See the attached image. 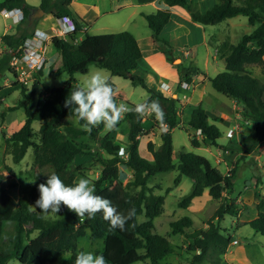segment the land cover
I'll return each mask as SVG.
<instances>
[{
	"label": "trees",
	"instance_id": "1",
	"mask_svg": "<svg viewBox=\"0 0 264 264\" xmlns=\"http://www.w3.org/2000/svg\"><path fill=\"white\" fill-rule=\"evenodd\" d=\"M165 1L168 7L147 14L146 19L153 39L161 44L169 59H172V45L162 34V30L172 18V6L186 8L194 21L205 25L245 15L248 23L254 26L239 42L233 43L225 39L216 45L219 55L225 60V69L209 77L214 89L237 100L241 116L251 121L240 156L246 158L264 142V76L254 75L247 68L249 64L264 66V0H219V3L205 12L193 10L187 0ZM71 2L72 0H41L39 6H34L26 0L0 1V11L4 8H22L24 18L21 22L28 25L36 22V19L31 21V15L37 9L50 12L56 18L71 16L76 23V28L66 35L51 37V44L61 55L55 71H68L69 78L61 86L49 87L42 84L41 92L37 93L43 67L33 73L31 87L22 83L21 96L7 110L23 108L25 121L19 129L5 137V150L18 163L25 157L28 149L33 148L36 173L30 195L34 201L40 196L38 185L46 182L47 175L55 172L66 185L72 186L79 173L95 169L100 171L92 183L96 194L111 200L119 212L127 214L134 207L136 214L127 222L124 231L118 228L109 230V223L99 212L94 218L85 216L81 221L63 204L58 217L48 219L38 208H32L28 197H14L2 185L5 176L0 173V264H6L12 258H17L22 264H50L65 252H71L69 264H74L79 252V238L86 234L87 228L90 229L91 238L103 240V248L99 254L105 256L108 264H136L145 260H149L151 264H165L164 258L174 252V247L167 235L156 230L154 218L164 212L166 195L154 193L149 181L159 172L175 169L178 171L175 178L177 182L183 175L193 180L191 190L180 196L178 207H188L193 198L201 196L207 188L213 198L223 200L206 227L188 232L187 228L193 225V219L186 215L170 221V235L184 234L192 238L189 246L193 251H198L194 253L192 264L206 259L211 252L218 255L225 253L234 236L223 227L222 220L226 215H238L239 210L236 199L231 197L236 167L225 173L207 157L184 148L179 151L176 163L172 139V129L186 123L193 146H219L218 141L222 136L219 126L210 120L208 112L200 104L193 108L188 120L183 122L178 112L177 99L147 86L144 78L135 72L143 51L138 39L130 31L90 34L85 30V36L77 40L78 33L85 29L87 22L72 10ZM31 35L33 30L23 27L15 33L7 32L1 36L2 42L10 51L0 59V75L7 69L18 79L11 60L19 55L24 40ZM92 63L109 69L113 75L136 77V81L148 91V97L143 103L159 100L168 129L161 130L156 123L160 128L161 142L158 146L152 141L148 142L151 157L142 155L140 151L141 137L149 132L144 127V117L141 118L134 112L125 114L129 141L124 148L128 153L127 157L122 155L123 148L113 141L109 133L99 137L101 149L109 156L91 151L86 137L98 138L105 126L103 123L93 127L89 133L82 130L84 121H80L79 125L72 121L76 116L70 108L65 107V100L71 91L82 87L74 74L87 72ZM199 72L198 67L189 66L183 69L182 76L189 82ZM108 82L114 90L117 89L112 79H108ZM14 85L18 86V83L15 82ZM3 88L0 85V91ZM2 115H5V111H2ZM219 119L220 117H213V120ZM35 120L41 121L38 130L33 127ZM79 154L89 155L88 161L74 164V159ZM120 164L133 170V179L126 184L118 179ZM229 199L231 200L228 201ZM257 211V215L247 223L264 235V201L258 203ZM142 214L146 216L143 221L138 219ZM35 230L38 231L37 234L30 237Z\"/></svg>",
	"mask_w": 264,
	"mask_h": 264
},
{
	"label": "rangeland",
	"instance_id": "2",
	"mask_svg": "<svg viewBox=\"0 0 264 264\" xmlns=\"http://www.w3.org/2000/svg\"><path fill=\"white\" fill-rule=\"evenodd\" d=\"M199 10V9H197ZM206 11V10H205ZM203 11V12H205ZM202 12V11H201ZM263 14V12H261ZM40 16H44V19H47L48 23L54 22V19L50 16V14L43 13ZM36 18V19H37ZM140 25L138 29H135V33L141 37L145 33V31L149 30L147 20L145 18L138 19ZM236 21L233 27H228V23ZM143 23V25L141 24ZM244 23V24H243ZM57 27V23L55 24ZM205 25V24H203ZM9 26V31H13L16 28V24L12 22L11 18L5 17L0 12V36H2V32L4 29ZM13 27V28H12ZM24 27L28 30L34 29V24L28 25V23H24ZM207 39L214 31L219 33V28H225L221 33L225 34V38H230L233 43H237L240 41V37L243 33L250 31L253 26L248 23L247 17L244 15H237L231 17L229 20H224L218 24H209L207 25ZM90 32H97L96 30H91ZM229 37H227V35ZM2 39V38H1ZM0 39V59L3 58L6 54H8L7 49H4V43ZM158 43V42H157ZM171 45V43H170ZM173 52V47L171 48ZM185 51L189 53L198 54V62L196 66H200L202 70L204 69V61L207 58L208 61V74L211 76H215L218 72L224 70V61L220 56L216 54V47L214 44L208 43H188L182 44L179 46L176 55L181 56L183 58V65L181 64L179 67L183 69L182 66H195V64L190 60V58L185 55ZM48 57H50V63H52V70L50 67H46L43 71V76L41 78V82L37 87V93L41 92L42 84H47L49 87H56L63 85L67 79L69 78L67 71L56 72L55 69L58 67L60 63V52L50 45L47 51ZM12 61V60H11ZM96 64L92 63L89 67H94ZM249 67L253 70V73L258 76H264V66L261 64H251ZM104 70H109L107 68H103ZM183 71V70H182ZM34 73V72H33ZM33 73L30 71L27 72L29 81L26 82L29 87L32 86L31 76ZM76 79L77 75L80 73L74 74ZM145 78L146 77L141 75ZM112 77V75H111ZM110 79H113L111 78ZM121 79L120 87L126 93L127 99L115 97V101L117 105L123 103L128 108H131L136 105H132L128 99L133 101L135 104H142L144 99L148 95V91L145 87L139 84L136 81V77L129 76L127 78L119 76ZM81 80V77L79 76ZM18 83V86L14 85V83ZM25 82V80L16 79L15 75L7 69L3 70V74L0 75V85L4 86V88L0 91V96H3V99L0 100V173L5 176L2 185L7 187L10 193L16 197L26 196L31 200L32 208H35V202L30 195V187L34 182V176L36 170L33 166L34 160V150L30 147L25 155V157L18 163L13 161L12 155L8 154L5 150L6 141L5 137L10 136V134L16 130L15 126L19 123L23 122L25 119V112L23 108H18L15 110H6L7 105L15 104V101L21 96V85ZM86 82V81H85ZM84 83H81L83 86ZM146 82V81H145ZM149 84V82H147ZM148 87H152L149 86ZM209 91L212 93H217L219 95L224 96L220 92H217L211 85L208 86ZM226 97V96H225ZM206 108V106H204ZM210 110V107L208 105ZM207 109V108H206ZM2 111H5V125H3V115ZM187 112L184 113L185 117L190 116L191 110L187 108ZM124 113L119 119L118 123L112 128L107 129L103 128L101 133L98 135V138L90 139L88 137L87 140L90 143L91 151L97 153H103L105 156H109L106 151H103L99 145V137L100 135H105L109 132H112L115 138V143L121 147L128 146V123L125 119ZM147 116V117H146ZM143 119H145L144 123L149 125V123H153L155 133H151L150 135L143 136L141 138V153L145 156L150 157V153L148 150V141H152L155 145L160 144V128L156 126L157 120L154 114L146 115ZM148 116L150 119H148ZM238 120L240 123H244V128L241 129L239 127L237 130L240 134L247 135L250 131V120L247 121L242 116H238ZM72 121L75 124L77 123V118H72ZM214 121V120H213ZM220 128L222 132V136L219 138V146L217 145H202L201 147H195L190 142L189 131L187 130L186 124L182 126H177L172 129V139H173V147H174V161L177 163L179 160V151L181 149H185L187 151L203 155L207 157L214 165H216L215 156L218 154V151L223 152L222 156L225 158L217 162V166L223 171L228 172L232 167H236V176L233 178L234 180V191L231 197L236 199V203L239 205L238 215L231 216L226 215L224 220H222V225L227 229V232H230L233 236V243L229 245L226 252L218 255L215 252H211L206 259L198 262L197 264H264V235L256 232L249 223H247L250 219L254 218L258 211L257 205L262 200L264 201V142L261 144V147L258 150L254 151L246 158H241L242 150L244 147V140L242 138H234L230 139L232 136V132L228 131L230 126H233L231 123L222 122L220 120L214 121ZM41 125V121L35 120L33 122L34 129L38 130ZM164 129H168V125H164ZM149 131V130H148ZM191 132V131H190ZM229 133V134H228ZM235 133V132H234ZM236 137V136H235ZM223 145H226L223 146ZM236 149V150H235ZM227 150V151H226ZM122 155L124 157L128 156L127 151H122ZM221 156V157H222ZM89 155H76L74 159V164H80L88 161ZM119 180L126 184L128 181L133 179V170L126 166L125 164H120L119 168ZM100 174L99 170H85L83 173H79L76 177V181L80 178H88L92 183L94 179H96ZM178 175V171L169 170L165 172H159L155 176H153L149 185L152 186L153 192L158 194L166 195L165 202V210L164 212L154 218V223L156 230L164 235H167L174 247V252L170 255H167L164 258L165 264H192L194 259V255L198 253L197 250L193 251L190 248V243L192 238L186 236L184 234L178 235H170V221L177 220L183 216H189L193 219V225L190 228H187L188 232H192L195 229L206 227L207 222L211 219L217 208L219 207L221 201L223 199H215L210 193L209 189H205L203 194L199 197H196L192 200L191 204L188 207H178V200L180 196L187 194L193 185V180L188 176H181L180 182L175 180ZM229 199L228 201H230ZM45 217L48 219H54L58 217V213L49 212L45 214ZM139 220L146 219L144 214L138 217ZM37 230L33 231L30 234V237L37 234ZM79 251H89L95 254L100 253L103 248V240L102 239H93L90 236V229H86V234L81 236L78 241ZM195 253V254H194ZM71 252L63 253L58 260L50 264H69V257ZM6 264H22L17 258H12ZM136 264H151L149 260L138 261Z\"/></svg>",
	"mask_w": 264,
	"mask_h": 264
},
{
	"label": "crops",
	"instance_id": "3",
	"mask_svg": "<svg viewBox=\"0 0 264 264\" xmlns=\"http://www.w3.org/2000/svg\"><path fill=\"white\" fill-rule=\"evenodd\" d=\"M26 1L34 6H39L41 3V0H26ZM187 1L193 10L199 11V12L201 11L203 12L205 10L207 11L213 6H215L217 3H219V0H187ZM166 7H168V5L165 0H72L71 2L72 10L78 13L81 16V18H83L87 22V25L84 26L85 29L78 33L77 40H80L85 36V30L90 34L118 32L122 30L130 31L138 39L140 46L142 48V51H143V56L138 61V65H137V68L135 69V72L137 74L140 73L141 75L145 76L146 77L145 83L148 84L147 82H149L148 85L152 86L151 88H154L158 91H161L167 96H172L177 99L176 104L178 106V112L180 113V116L183 122L187 121L189 118V116L185 117L184 115V113L187 112L186 111L187 108H189L192 111L193 108H195L196 106L200 104L203 107L206 106L207 109L205 107L204 108L208 112L211 121H213V117H220L219 120L222 122H227L228 124L234 123L233 126H230L228 128V131L232 129V134L230 135L232 137L230 139L233 140L234 138L238 139L241 137L242 140H244V138H246L247 135L240 134V132L238 131L239 127H241V129L244 128V123H240L241 121L239 122L238 120V116H241L240 103L237 100L231 99L224 94H223L224 96L222 97V95H219L217 93L216 94L212 93V91H209L208 89V86L210 85L212 86V84H211V81L209 80V77H211V75L208 74L209 68H208L207 58L205 59L204 66H203L205 70H202L200 66H196V65H199V64H196L198 62V54L196 53L192 55L188 51H185L186 57L188 56L190 60L195 64V67H198L200 71L199 73L194 74L190 78L189 82H186L185 78H183L182 76V70L185 67H189V66H182L184 68L181 69L179 66L181 64L183 65V58L181 56L176 55V52L179 46L182 44L196 43V42L201 44V43H206L207 41L208 43L212 42V44L215 45L216 54L220 56L216 45L220 41L225 40L224 39L225 34L221 33V31H223V29L225 28L222 29V27H220L219 33L214 31L210 36H208V39H207L206 25H203L200 22L194 21L189 11L186 8H183L180 6H172L171 7L172 18L169 21V23H167L164 26L162 30V34H164L167 41L171 43L173 47V52L171 54L172 59H169L166 54V51L162 48L161 44L155 42V40L153 39L152 30L150 28L149 30L145 31V33L141 37H139L134 32L135 29H138V26L140 25L138 21L139 18L146 19L147 14L154 13L158 9L166 8ZM45 13L47 12H44V14ZM48 13L54 19V22L49 24L47 19H44V16H40L39 18L36 19V22L34 23L33 32L35 29H39L40 31L42 30L51 36L58 35L59 27H57L55 24L57 23V25L59 26V20H58L59 18L54 17L53 14H51L50 12ZM229 19H231V17L225 20H229ZM15 24H16V28L13 31H9L8 29L11 27L7 26L2 32V35L7 32L15 33L19 29L21 30V28L24 27L23 22H19ZM141 24L143 25V23ZM234 24H236V21H232L228 23L227 26L230 27L231 25V27H233ZM253 29H254V26L248 32H251ZM91 30H96L97 32H90ZM248 32H245V33H248ZM245 33L241 35L240 40ZM227 37L229 36L227 35ZM226 39L230 40V38H226ZM3 45H4V49H7V51H9V49L5 46V44ZM50 45H52L51 38L46 44V52L48 51V47ZM220 57L224 61V68H225V60L222 56ZM249 65L247 66V68L253 72V70L249 67ZM52 66H53L52 63H50V57H48L47 55V62L45 63L44 69L46 67H52ZM103 68L104 67H101L96 64V66L94 67H89L87 72L85 73L79 72L80 75H77V82L80 85H82L81 83H84L85 81L89 79L90 73H93L97 70H102L103 74L108 79H110L112 75L111 78H113L112 80L117 85V89L115 90L116 92L115 97L127 99L126 93L120 87L121 78L117 75H113L110 70H104ZM68 75L70 76L69 72H68ZM79 76L81 77V80L79 79ZM41 78H40V82H41ZM185 83L187 85H185ZM128 101H130L132 105H137L130 99H128ZM208 105L210 107V110L208 108ZM8 106L9 105L6 106V110ZM5 119L6 117L4 115L3 120H2L3 125H5L4 124ZM148 119H150L149 116H148ZM22 121L23 122L15 126L16 130L22 126L25 119ZM143 121H145V119H143ZM144 127L149 130L148 135H150L151 133L153 134L155 133L153 123L152 124L149 123V125H146V123H144ZM186 127H188L187 124H186ZM109 134L111 135L114 141L115 138L114 136H112L113 133L109 132ZM158 145H155V146H158ZM122 148H125V147H122ZM140 151H141V147H140ZM221 153L223 154L220 148V151H218V154L215 156L216 166H217V162L225 158L224 156H222ZM150 157H151V154H150Z\"/></svg>",
	"mask_w": 264,
	"mask_h": 264
},
{
	"label": "clouds",
	"instance_id": "4",
	"mask_svg": "<svg viewBox=\"0 0 264 264\" xmlns=\"http://www.w3.org/2000/svg\"><path fill=\"white\" fill-rule=\"evenodd\" d=\"M115 95L116 92L103 71L97 70L90 73L84 86L71 91L65 100V107L70 108L74 113L77 123L84 121L82 130L89 133L93 127L101 123L105 128L112 129L126 112H134L141 118L154 114L161 130H164L165 113L159 100H151L137 104L134 108H128L123 103L117 105ZM47 177L45 183L38 185L40 196L35 202V207L45 214L58 213L62 204L69 211L74 212L81 221L85 216L92 219L99 212L109 223V230L118 228L121 231L125 230L127 222L136 214L134 207L129 209L127 214L119 212L111 200L96 194L95 185L88 178L82 177L69 186L55 172ZM74 264H108V262L102 254L79 251Z\"/></svg>",
	"mask_w": 264,
	"mask_h": 264
},
{
	"label": "built area",
	"instance_id": "5",
	"mask_svg": "<svg viewBox=\"0 0 264 264\" xmlns=\"http://www.w3.org/2000/svg\"><path fill=\"white\" fill-rule=\"evenodd\" d=\"M1 13L7 18H11L15 23L21 22L24 18L23 9L20 7L4 8L1 10ZM58 20V35L60 36L66 35L76 28V23L71 16H62ZM51 37L46 32L35 29L33 35L24 40L21 52L19 55L13 57L11 61V66L15 69L18 79L25 80L26 83L29 81L28 76H26L28 71L33 73L45 66L47 62L46 44ZM185 85L187 84L185 83ZM2 99L3 96H0V100ZM164 125L167 124L164 123ZM230 132H232V129Z\"/></svg>",
	"mask_w": 264,
	"mask_h": 264
},
{
	"label": "water",
	"instance_id": "6",
	"mask_svg": "<svg viewBox=\"0 0 264 264\" xmlns=\"http://www.w3.org/2000/svg\"><path fill=\"white\" fill-rule=\"evenodd\" d=\"M43 13H44L43 10L37 9L35 12L32 13L31 21H33L34 19H36L39 15H42Z\"/></svg>",
	"mask_w": 264,
	"mask_h": 264
}]
</instances>
